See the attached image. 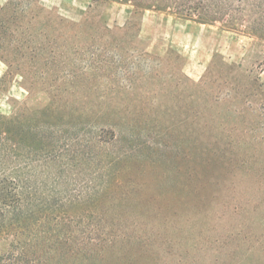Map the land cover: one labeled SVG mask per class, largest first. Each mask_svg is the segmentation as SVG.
Listing matches in <instances>:
<instances>
[{
	"label": "rangeland",
	"instance_id": "rangeland-1",
	"mask_svg": "<svg viewBox=\"0 0 264 264\" xmlns=\"http://www.w3.org/2000/svg\"><path fill=\"white\" fill-rule=\"evenodd\" d=\"M36 1L53 29L71 28L60 65L76 70V92L0 60V116L30 118L31 187L54 211L38 222L42 245L63 252L53 264H264V41L248 17L232 30L170 9L133 16L128 0ZM102 26L119 61L99 53L87 67L79 50ZM99 83L114 86L102 101ZM18 239L0 237V264Z\"/></svg>",
	"mask_w": 264,
	"mask_h": 264
},
{
	"label": "trees",
	"instance_id": "trees-1",
	"mask_svg": "<svg viewBox=\"0 0 264 264\" xmlns=\"http://www.w3.org/2000/svg\"><path fill=\"white\" fill-rule=\"evenodd\" d=\"M92 1L97 3L111 0ZM128 1L132 3L133 16L151 8L170 9L176 16L196 23L209 24L224 20L225 25L232 30H240L238 26L243 24L245 17H248L246 30L264 41V0ZM36 2L7 0L0 4V60L9 69L14 68L21 72L28 82L48 81L47 85L51 86L49 89L74 94L76 84L73 83V78L77 74L76 70L69 68L68 65H60V59L65 54L62 49L65 44L59 38L71 28L61 24V27L53 29L47 14L43 13L41 8L39 10L34 8ZM226 15L227 18L224 17ZM101 28L107 36L101 42L92 43L84 46V50H79V53L85 56L87 67L97 62L99 53L104 57L102 61L112 63L119 61L120 44L109 40L110 29L106 26ZM56 29L64 31L52 35L51 31ZM78 30L81 32L82 27L79 26ZM78 49L76 45L74 53H77ZM86 55L89 57L86 58ZM94 71L100 72L101 67L94 66ZM60 79L62 82H58ZM113 88L114 86L107 83H99L94 86L93 91L98 93V99L102 101ZM44 110L50 109L48 107L41 109L39 111L41 116ZM37 112L38 110L31 112L33 118L39 117ZM19 116L8 118L0 116V237H19L16 243L10 242L1 260H7L9 264H20V261L24 260L22 264H29L43 258L46 264H53L55 262L53 252H58V249L49 244L46 247L42 245V239L46 234L38 222L46 220L54 211H49L42 199H35L31 178L37 172V167L30 161L31 146L27 136L31 133L32 125L28 116L25 118ZM95 122L100 132L110 124L102 113L96 116ZM100 137L101 135L98 138L99 143L102 142ZM70 250L73 251L68 249V252ZM87 252L84 248L77 249V253L83 255ZM58 253H60L58 258L63 257L61 254L63 252Z\"/></svg>",
	"mask_w": 264,
	"mask_h": 264
},
{
	"label": "crops",
	"instance_id": "crops-1",
	"mask_svg": "<svg viewBox=\"0 0 264 264\" xmlns=\"http://www.w3.org/2000/svg\"><path fill=\"white\" fill-rule=\"evenodd\" d=\"M0 3H1V1H0Z\"/></svg>",
	"mask_w": 264,
	"mask_h": 264
}]
</instances>
